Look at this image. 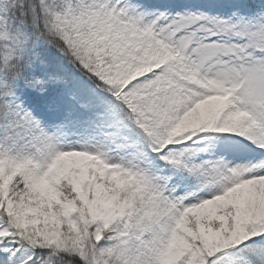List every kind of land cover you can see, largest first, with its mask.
<instances>
[{"label":"snow or ice","instance_id":"6c2138e0","mask_svg":"<svg viewBox=\"0 0 264 264\" xmlns=\"http://www.w3.org/2000/svg\"><path fill=\"white\" fill-rule=\"evenodd\" d=\"M0 264H264V0H0Z\"/></svg>","mask_w":264,"mask_h":264}]
</instances>
